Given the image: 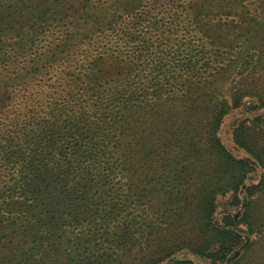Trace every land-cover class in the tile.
<instances>
[{"label": "trees", "instance_id": "1", "mask_svg": "<svg viewBox=\"0 0 264 264\" xmlns=\"http://www.w3.org/2000/svg\"><path fill=\"white\" fill-rule=\"evenodd\" d=\"M52 26L68 29L69 48L83 36L115 43L38 52ZM192 34L201 56L177 43ZM259 67L264 0H0V264H158L149 245L185 212L191 252L237 256L243 233L264 227V175L240 199L264 169V114L233 129L254 164L216 131L248 95L264 108ZM237 68L240 83L213 96L211 79ZM198 162L205 175L189 169ZM222 200L245 210L218 218Z\"/></svg>", "mask_w": 264, "mask_h": 264}, {"label": "rangeland", "instance_id": "2", "mask_svg": "<svg viewBox=\"0 0 264 264\" xmlns=\"http://www.w3.org/2000/svg\"><path fill=\"white\" fill-rule=\"evenodd\" d=\"M263 1V0H262ZM220 36L222 34H219ZM69 31L68 29H65L63 26H52L46 35H41V40L38 44L42 45L41 48L38 49V52L45 51L49 52L51 49H61L63 48L65 52H71V58L73 55L77 53H81L83 49L88 48L89 46L94 47L95 50H101L104 49V43H105V49H108L115 43V39H109L108 37H101L99 39L95 40V44H91L85 36H83V39L80 38V40H74L70 48L67 46V43L62 46L61 40L63 38H68ZM190 42L191 44L194 43V49L197 50V54L199 56L202 55L201 49L199 48V44L197 41L196 35H189L187 37L179 36L178 44ZM92 42V41H91ZM80 43V44H79ZM72 45H74L72 47ZM72 47V48H71ZM42 61V59H40ZM245 68V66H244ZM258 74L254 75H261L262 78L260 82H258V85L254 86L255 91H264V70L263 68H258L257 70ZM246 72H242L241 70L236 69V71H233L232 74L227 75V77H219L217 78V75L214 79H211V81L215 82L214 87H216V84H222V87H228L235 83H240L241 76H244ZM251 77L248 78L249 82L251 81ZM217 78V79H216ZM247 79V78H244ZM220 87L219 91L218 88ZM221 86H217L215 89L211 90V94L213 96H216V98L220 99L221 97H226V94L222 96L221 91L223 90ZM250 89V88H249ZM253 101H255V97L246 96L244 98L243 104L240 106L233 108L232 110L228 111L223 119L221 120L220 127L216 131V136L220 138V140L223 142V144L227 147V149L234 154L238 158H244L247 160H250L252 164H254V160L251 157L249 153H247L244 149H241L237 147V145L233 141V129L236 126V124L241 120H247V119H253L259 114H264V108L255 110L253 107ZM206 134L205 131L202 130L200 133V136L203 137ZM161 135V133H159ZM203 163H196L195 166H190L191 169L198 170L199 175L203 172L202 166ZM157 166L154 165L152 168L147 167V169H142L140 171V174H144V172H150L148 174H153V169ZM161 170V169H160ZM168 171V169H166ZM193 171V170H191ZM194 172V171H193ZM162 174H164V171H161ZM205 175V174H204ZM264 175V169L258 167L256 171L252 172L248 179L246 180V183L244 186L240 189V199H244L246 196V187L247 185L251 183H257L261 177ZM144 177V176H143ZM197 177V175H191L188 176V179H193ZM158 194H152L151 197L146 198L144 202L147 205H152L156 203ZM186 197V196H185ZM221 201L220 207L217 210V217L220 218L224 213L230 212L235 216H239L243 213L245 210L244 203H242L237 209H231L227 206H225ZM258 207L256 209L259 211V213L264 212V196H261L258 199L257 203ZM143 209V205H141ZM145 208V207H144ZM177 217V215L175 216ZM193 215H191L188 212H185V214L178 216L177 219L174 221H171L169 224V228H166L164 231H161L160 235L154 239V241L151 242L149 245V250H160L157 256L158 264H172L174 261H180L182 263L186 262H192L194 264H212L207 258L199 256L193 252L190 251L189 243L191 238L194 234V225H193ZM168 224V223H167ZM167 224H164L163 226H166ZM261 230H256L255 232L251 233L250 236L248 234L243 233L244 237V244L242 247L238 249L237 256H234L232 258L227 259L222 264H264V227L262 228V225L260 226ZM9 230V231H8ZM2 231V229L0 230ZM3 231H8L10 233V229H5ZM166 238L165 241L163 239ZM3 251H2V250ZM0 256H3V253H8V250H6L3 241H0ZM140 254H132L131 257H139ZM128 258V257H126ZM131 259V258H130Z\"/></svg>", "mask_w": 264, "mask_h": 264}]
</instances>
